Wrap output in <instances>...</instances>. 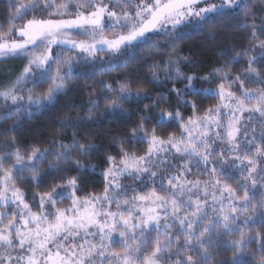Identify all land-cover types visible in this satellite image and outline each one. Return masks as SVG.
Listing matches in <instances>:
<instances>
[{"label": "snow or ice", "instance_id": "obj_1", "mask_svg": "<svg viewBox=\"0 0 264 264\" xmlns=\"http://www.w3.org/2000/svg\"><path fill=\"white\" fill-rule=\"evenodd\" d=\"M6 2L0 58L27 63L0 89V136L15 133L0 143V264H264V0ZM209 26L214 40L216 31L240 29L249 44L221 49L227 62L205 74L183 71L203 64L191 50L162 59ZM138 59L133 71L147 64L150 73L142 83L173 86L153 98L133 92L130 79L114 81L117 87L101 81L86 110L59 105L71 114L59 119L62 131L48 146L21 141L20 119L56 107L71 91L68 81ZM241 59L233 74L230 65ZM205 98L219 103L197 115ZM102 102L104 121L132 124L113 138L115 155L90 132L102 123L92 115ZM172 127L179 135H158ZM141 144L142 155L126 147ZM104 165L103 192L78 195ZM128 178L132 184L121 183ZM21 183L46 190L30 203ZM66 200L68 207L58 206Z\"/></svg>", "mask_w": 264, "mask_h": 264}, {"label": "trees", "instance_id": "obj_2", "mask_svg": "<svg viewBox=\"0 0 264 264\" xmlns=\"http://www.w3.org/2000/svg\"><path fill=\"white\" fill-rule=\"evenodd\" d=\"M57 3H60L61 0H56ZM107 2V0H106ZM7 2L6 0H0V17L4 16L6 10H7ZM111 7V5H110ZM117 10H122L117 8ZM0 23H6L4 20H0ZM224 23H228V21H225ZM212 31V26H209V30L203 33H196L194 35H191L188 38H185L183 41L178 42V47L175 50V52H164L162 53V59L167 60L169 58V55L172 56L173 59L176 58V53L179 52L185 56L189 55V52L191 50L192 53L195 55L193 56V59L195 60H202L203 64L199 65L197 68L193 69L189 65H185L183 67V71L185 72H198L200 74H205L206 72L210 71L213 67H215L217 64L226 63L227 60L225 57L220 56L219 52L221 49L225 48L227 45H232L233 50L238 52L240 47L242 45L247 46L249 44V41L247 39V34L243 33L240 29H228L227 32H220L216 31L214 32V36L216 39L214 40L212 36L209 35V33ZM264 38V37H262ZM166 42V41H162ZM234 54L233 51L229 52V55ZM72 55H76L73 53ZM98 57H100L103 60H107V54H97ZM144 57L148 59V63L153 62V56L152 53H149L147 50L143 53ZM25 59H8L6 60L7 64H10L11 70H13V73L20 74L23 67L25 66ZM160 62V61H156ZM141 64V61L138 59L136 61H133L129 64L127 68L118 69L116 71H113L111 73H106L104 75H97L91 80H85L83 77L79 79H74L67 82V87L71 89L68 96L64 98L61 101H58V105L54 108H51L50 110L38 112L36 113L31 120L29 121L27 117H23L20 119V129L19 132V138L21 141L26 142V145L35 144L39 141L40 147H46L48 146V141L53 138L54 134L56 132L62 131L60 128V125L58 123L59 119L61 117H64L66 115H70L68 108L59 106L61 103H70L77 105V111H79V105L84 104L85 110L87 108V100L89 99V93L91 92L93 95L98 94L99 92V85L101 84V81H103L105 84H110L113 87H117L116 84H114V81H119L120 83H124L125 79H130L132 81V91L136 92L138 90H144V91H150L153 98H156L158 91L159 92H166L168 88H171L173 84L171 82H168L164 87H161L159 89L154 88L152 85H149L147 83H142V81L146 80L148 75L150 73L148 72V66L147 64L144 65L143 69H141L139 72L133 71L137 68V66ZM244 67V59H241L239 63H235L230 65L232 73L239 72ZM83 70V69H82ZM226 71L228 69H225ZM139 77V79H137ZM161 79H163V76H161ZM139 85V87H137ZM177 87H182V85H176ZM206 87H212L215 88L216 85H205ZM44 88L47 87V85L43 86ZM41 91V89H37V92ZM192 99V98H190ZM169 103L174 104V98H169ZM218 99H203L202 102L199 103V111L196 113L197 115H202L204 113V110L209 107H214L216 104H218ZM125 108H129L128 105H124ZM103 108L104 103H101L100 110L92 113V115L95 117L97 122L99 123L98 126H94L90 129L91 133H98V135L92 136V139L95 143L100 145H108L110 146L109 154L115 155L116 149L114 146H111V142L113 138H117L118 135L123 134V132L126 129H130L132 124L131 123H124L121 120H108L104 121L103 117ZM131 110V109H130ZM185 115L190 116L192 115L191 109L185 110ZM136 117L133 116L132 123H135ZM14 123V120L7 121L3 127H9ZM149 129H151V126H149ZM179 128L178 127H172L167 128L164 130L158 131V135L164 136L165 138L169 134H179ZM39 133V135H37ZM12 135H15V133H9V135L6 136H0V143L4 142L6 139L10 138ZM70 135V133H69ZM23 145V146H26ZM128 148L129 152H134L137 155H142L146 151V144H141L139 146H126ZM89 163H94L97 165L101 164L100 160H90ZM104 166H100L96 168L97 175L93 176L92 179L94 180V184H89L86 187L82 189L78 195L81 196H87L91 193L101 194L103 192L104 188V182L102 177L99 175L103 171ZM73 175L75 173H72ZM190 179L193 177H189ZM202 179L204 177H201ZM18 187H21L25 193L28 201L31 203L32 201V195L36 191H43L46 189H36L34 187H30L27 184H18ZM70 201H64L59 207L66 206ZM33 211H38L37 208L33 207ZM221 257H228L231 255V253H224L221 252Z\"/></svg>", "mask_w": 264, "mask_h": 264}, {"label": "rangeland", "instance_id": "obj_3", "mask_svg": "<svg viewBox=\"0 0 264 264\" xmlns=\"http://www.w3.org/2000/svg\"><path fill=\"white\" fill-rule=\"evenodd\" d=\"M114 10H116L117 12L121 11V10H117V9H114ZM107 34L111 35V33H107ZM77 39H82V37H77ZM8 59L10 60L12 58H0V89H2L5 86H8L9 82L10 81H14L15 78L18 76V74H16V73L14 74L13 73V70H11L10 64L6 63V60H8ZM26 63H27V61H25V64ZM22 71H23V69H22ZM8 103L10 104L11 101H8ZM0 111H3V108H0ZM221 146L223 147L224 145H221ZM121 183H123V184H132L133 181L130 178H128V179L122 180ZM131 194L132 193L129 192V195H131ZM69 204H70V202L64 207H68Z\"/></svg>", "mask_w": 264, "mask_h": 264}]
</instances>
